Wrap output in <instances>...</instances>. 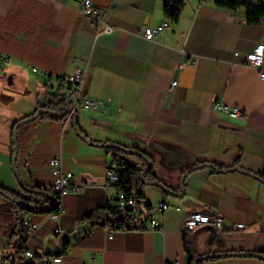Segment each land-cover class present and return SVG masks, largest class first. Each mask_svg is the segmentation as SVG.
<instances>
[{
    "label": "crops",
    "instance_id": "obj_1",
    "mask_svg": "<svg viewBox=\"0 0 264 264\" xmlns=\"http://www.w3.org/2000/svg\"><path fill=\"white\" fill-rule=\"evenodd\" d=\"M90 1L113 32L99 33L84 20L83 0H0V186L21 190L13 165L14 124L39 112L41 99L50 96L47 79L55 84L76 70L85 71L87 97L103 103L78 112L90 142L148 153L155 177L174 193L181 192L183 175L192 171L182 198L155 186L144 188L145 204L174 207L155 216L161 229L115 231L109 238L111 225H94L85 217L117 199L118 189L106 177L113 156L85 142L73 121L25 122L18 132L22 183L50 193L48 160L61 156L79 189L63 200L58 218L31 214L41 225L27 243L37 253L32 263L62 256L63 264H189L185 242L199 257L264 249V183L246 172L264 173V80L247 63L264 44V21L249 24L243 9L232 12L188 0L180 20L148 41L144 30L167 21L165 0ZM173 81L178 86L171 91ZM220 104L242 108L247 116L234 118ZM124 159L140 167L136 157ZM206 164L238 170H193ZM0 212L15 218L0 237V264H6L3 258L18 250L21 224L2 207ZM194 212L219 215L226 225L246 229L219 233L203 226L185 232L183 222ZM57 228L63 233L54 234ZM212 232L218 237L211 239ZM204 264L264 261L227 257Z\"/></svg>",
    "mask_w": 264,
    "mask_h": 264
},
{
    "label": "built area",
    "instance_id": "obj_2",
    "mask_svg": "<svg viewBox=\"0 0 264 264\" xmlns=\"http://www.w3.org/2000/svg\"><path fill=\"white\" fill-rule=\"evenodd\" d=\"M81 16L88 23L97 26V31L103 33H111L114 31V27L101 20V14L90 0H83L81 8ZM170 26V21H166L158 27H149L144 30V38L148 41H153L160 33L164 32ZM247 63L249 66L260 71L261 79L264 80V44H259L252 53L247 56ZM184 63H179V67H183ZM46 77L47 74H45ZM85 71L76 70L71 75L60 76L57 78L56 83H53L51 78L47 79L45 83V89L54 96L56 100L72 109V112L66 116L65 122L71 123L73 121V112L96 110L103 105L102 102L89 99L85 92ZM178 86L176 81H173L170 85V90L173 91ZM217 107L224 112L229 113L230 116L238 119H245L247 112L242 108H231L226 105H217ZM51 175L53 176V183L50 188V194L59 203V213L52 214V218H58L62 213L63 200L69 195H76L79 192L78 187L74 181V174L71 171H67L64 167L63 158L52 157L48 160ZM123 167L118 164L112 157L106 163V177L107 180L114 184L118 189L117 199L110 202L108 205L121 212L123 218L127 221L133 222L134 225L131 228L129 225H123L119 229L112 227L107 228V234L109 238L115 231H129L132 229H161L162 223L155 216L163 215L174 207L160 202L155 206H151L149 210H144L134 197L128 196L126 192L118 188V184L122 181ZM179 210V207H175ZM20 220L26 240L18 248L16 252H13L3 258L6 264H19L33 262L37 253L28 248L27 243L33 237L35 233L40 230L41 225L34 223L31 215L27 212H23L20 215ZM203 226H210L219 233L223 232H238L246 229L243 224H231L230 226L225 224L223 218L219 215H211L208 213L194 212L189 214L183 222V230L185 232H194L198 228ZM63 233L61 228L54 230V234L58 235ZM45 264H63L62 256H52L43 259Z\"/></svg>",
    "mask_w": 264,
    "mask_h": 264
},
{
    "label": "trees",
    "instance_id": "obj_3",
    "mask_svg": "<svg viewBox=\"0 0 264 264\" xmlns=\"http://www.w3.org/2000/svg\"><path fill=\"white\" fill-rule=\"evenodd\" d=\"M187 1L188 0H165L164 10L167 20H169L171 23H177L181 18V15L187 4ZM199 1L205 3H211L218 8L232 12L243 9L245 12L247 22L249 24H259L264 21V0H199ZM43 101H44V106L42 107L40 104L39 112L34 114L33 116H37V118H41L44 120L50 119V120L65 122L66 117H55L51 114L39 115V113L42 110H50L59 114H63L67 109V106L59 103L54 96L45 95L43 97ZM33 116H28L23 120L30 119ZM21 121H17L14 124V128H13V134H12L13 154L15 152L14 130L16 125ZM79 130L82 134L80 126H79ZM90 144L107 149L108 153L111 154L114 160L118 164H120L124 169L123 172L121 173L122 181L118 184V188L126 192L128 196L134 197L144 210H149L151 206L144 203L145 201L144 188L146 184L141 180V174L147 169V163L145 162V159L143 157H140L138 154H142L148 157L153 162V169L147 173L145 179L149 182H159L162 184V182L157 180V178L155 177V173H154L155 161L152 158V156L139 149L127 148L114 143L101 144L97 142H90ZM135 153H137V155ZM125 155L136 157L140 162V167L127 162L124 159ZM246 172L257 176L261 181L264 182V173H253L250 171H246ZM19 182L21 189L20 192H12L0 186V197L4 198L7 201L2 206V210L4 213L16 216L17 222L20 224H21L20 215L23 212H27V214L30 215L32 214L34 216L39 214L47 216V215L59 213V205L55 208H50L51 197H52L50 193L44 191L40 186L28 187L25 184H23L22 181ZM9 204L10 207H8ZM85 219L91 220L94 225L96 224L111 225L112 228L114 229H119L123 225H129L132 228L134 225L133 222L125 220L120 211L110 207L109 205H107L105 208L97 209L92 214L86 216ZM18 235L20 236V241L18 246L19 248L21 244H23L26 240V236L22 224H21V230L18 233ZM185 245L189 258V264H194L197 258H199V256H197V253L195 251V247L193 244L188 242H185ZM251 253H253L254 256L241 255L239 257H255L259 260L264 261V249ZM227 257L229 256L212 257L206 261H211V260L213 261ZM204 262L205 261H200L199 264H204ZM19 264H34V263L29 262V263H19Z\"/></svg>",
    "mask_w": 264,
    "mask_h": 264
},
{
    "label": "water",
    "instance_id": "obj_4",
    "mask_svg": "<svg viewBox=\"0 0 264 264\" xmlns=\"http://www.w3.org/2000/svg\"><path fill=\"white\" fill-rule=\"evenodd\" d=\"M41 106L43 107L44 106V101H43V98L41 99ZM72 112V109L70 108H67L65 110V112L63 114H59V113H56V112H53V111H50V110H42L39 115H43V114H51L55 117H66L69 113ZM37 116H33L32 118L30 119H27V120H22L21 122H19L16 127H15V130H14V144H15V152H14V156H13V165H14V170H15V173H16V176L18 178L19 181H21V178L19 176V172H18V168H17V159H18V155H19V142H18V132H19V128L25 123V122H28V121H31L33 119H36ZM73 125L75 127V130L77 132V134L87 143H90V141L88 140L87 137L83 136L79 130V121H78V115L76 112H73ZM119 147V146H118ZM137 155V153H135ZM140 157H143L145 159V162L147 163V169L142 172L141 174V180L146 184V185H151V186H155V187H158L160 189H162L165 193L167 194H171L177 198H182L185 196V180L187 178V176L189 175V173L192 171H188L186 172L182 179H181V192L179 193H174L172 192L169 188H167L165 185L159 183V182H149L145 179L146 175L148 172H150L152 169H153V162L146 156L142 155V154H138ZM201 167H209L211 169H214V170H217V171H220V172H231V171H235V170H238V169H228V170H219L215 165L213 164H206V165H202V166H198L196 168H194L193 170H198L200 169ZM248 173V172H247ZM251 174V173H249ZM252 176H255L253 174H251ZM255 178L259 179L257 176H255ZM260 180V179H259ZM261 181V180H260ZM262 183H264L263 181H261ZM58 206V201L51 197V205H50V208H55ZM241 255H249V256H254L253 253L251 252H247V253H243V252H232V253H223V254H210V255H205V256H201L199 258H197V260L194 262V264H199L200 261H206L208 260L209 258H212V257H225V256H229V257H239Z\"/></svg>",
    "mask_w": 264,
    "mask_h": 264
},
{
    "label": "rangeland",
    "instance_id": "obj_5",
    "mask_svg": "<svg viewBox=\"0 0 264 264\" xmlns=\"http://www.w3.org/2000/svg\"><path fill=\"white\" fill-rule=\"evenodd\" d=\"M68 108V107H67ZM127 155H125L124 157H126ZM134 157V156H131ZM152 179V178H151ZM146 187V186H145ZM7 201L0 197V208L6 203ZM8 207H10V204L8 205ZM15 224V218H4L3 215L0 212V237L1 235L4 233V229H8L11 230V227H13V225ZM6 233V232H5ZM6 235H8V232L6 233ZM218 237L217 234L215 232H212V238H216Z\"/></svg>",
    "mask_w": 264,
    "mask_h": 264
},
{
    "label": "bare ground",
    "instance_id": "obj_6",
    "mask_svg": "<svg viewBox=\"0 0 264 264\" xmlns=\"http://www.w3.org/2000/svg\"><path fill=\"white\" fill-rule=\"evenodd\" d=\"M167 21H169V20H167ZM58 205H59V203H58Z\"/></svg>",
    "mask_w": 264,
    "mask_h": 264
}]
</instances>
